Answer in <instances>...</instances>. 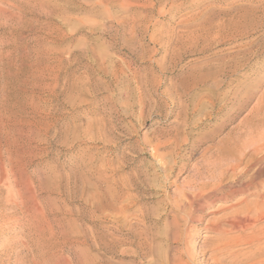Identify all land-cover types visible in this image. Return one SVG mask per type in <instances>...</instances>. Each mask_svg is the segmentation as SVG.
I'll use <instances>...</instances> for the list:
<instances>
[{
    "label": "rangeland",
    "instance_id": "obj_1",
    "mask_svg": "<svg viewBox=\"0 0 264 264\" xmlns=\"http://www.w3.org/2000/svg\"><path fill=\"white\" fill-rule=\"evenodd\" d=\"M263 107L264 0H0V264L242 262Z\"/></svg>",
    "mask_w": 264,
    "mask_h": 264
},
{
    "label": "bare ground",
    "instance_id": "obj_2",
    "mask_svg": "<svg viewBox=\"0 0 264 264\" xmlns=\"http://www.w3.org/2000/svg\"><path fill=\"white\" fill-rule=\"evenodd\" d=\"M217 72H215L216 74ZM264 108V107H263ZM255 110V109H254ZM256 111V110H255ZM252 112V111H251ZM262 112V111H261ZM252 117V116H251ZM247 122V121H246ZM256 122V121H255ZM256 124V123H255ZM236 127V126H235ZM261 127V125H260ZM263 129V128H262ZM232 131V130H231ZM257 131V130H256ZM261 136L259 137V141L256 140L255 144H252V148L249 149V152H244L242 156H238L239 152H243V145L241 147L237 146L233 147V149L228 148L225 152L233 157H237V161L235 160L234 163H223V164H217V165H211L210 167H207L204 171L205 174V180H201V175L202 173H199L198 171L196 172V179L197 181L195 182V188L197 189L196 192L186 194L188 198V203L189 205H192V201H195L197 205L200 206L199 202H202L203 199L206 198V196L203 194L204 191L206 190H214V192L218 191L220 192L221 190V183L229 176H234L236 172H234L235 168L238 166H247L249 163L255 162V164H259L264 161V136L260 132ZM255 138V137H254ZM221 141V140H220ZM225 141V140H224ZM195 143V142H194ZM225 143V142H224ZM229 143V142H228ZM227 143V144H228ZM249 143V142H248ZM197 144V143H196ZM198 145V144H197ZM196 147V146H195ZM213 147V146H212ZM211 147V148H212ZM215 147V146H214ZM220 147V146H219ZM218 147V148H219ZM225 147V146H224ZM210 148V147H209ZM223 148V146L221 147ZM225 149V148H224ZM215 150V149H214ZM224 151V150H220ZM221 153V152H220ZM219 153V154H220ZM222 154V153H221ZM224 154V153H223ZM222 154V155H223ZM213 155V154H212ZM207 158V157H206ZM217 159V158H216ZM209 162V161H208ZM212 162V161H211ZM195 164V163H194ZM203 167V166H202ZM248 167V166H247ZM247 167L242 168V173L240 172L239 177L244 176L247 173ZM252 168V167H249ZM237 170V169H236ZM254 170V169H253ZM249 171V170H248ZM264 171L263 167H258L256 170L254 176L258 177L261 172ZM238 172V170H237ZM181 173V172H180ZM253 175V174H252ZM232 176V178H233ZM236 176V175H235ZM238 176V175H237ZM237 176L235 178H237ZM234 179V178H233ZM251 179V178H250ZM253 179V176H252ZM251 179V180H252ZM226 180V182H227ZM232 180V179H231ZM246 181V180H245ZM250 181V180H249ZM246 184H248V182ZM258 181V180H257ZM236 182V181H235ZM224 183V182H223ZM241 183V182H240ZM227 184V183H226ZM229 184V183H228ZM233 184V183H232ZM235 184V183H234ZM254 184V182H253ZM239 185V184H238ZM251 187V184H248L247 186H243L242 188L240 187L238 190H234L231 192H227L228 194L225 196L220 197V201H225L235 195H240L245 193V191L249 190ZM228 188V187H227ZM184 190V189H183ZM263 191V190H262ZM189 192V191H188ZM183 193V192H182ZM185 193V192H184ZM218 194V193H217ZM211 195V194H210ZM264 197V195H263ZM258 198V197H257ZM245 199V198H244ZM243 199V200H244ZM260 199V198H258ZM263 199V198H262ZM219 200V199H218ZM237 200V199H236ZM254 201V200H253ZM186 202V201H185ZM186 204V203H185ZM222 206V205H221ZM202 207V206H201ZM227 208V207H226ZM193 209V208H192ZM227 209H233L234 216L237 217V220H234L230 225L232 228H239L241 232H244L246 230H250L254 228L257 224L259 223H264V202L256 201L255 202H249V201H242L235 203L231 206H229ZM195 210V209H194ZM186 211V210H184ZM191 211V210H190ZM193 211V210H192ZM198 211V210H197ZM195 213V211H194ZM220 213V212H219ZM232 213V214H233ZM188 214V212H187ZM184 215V214H183ZM192 215V214H191ZM194 215V214H193ZM231 216V215H230ZM193 217V216H192ZM229 217V216H228ZM200 216L198 217V219ZM227 219V218H226ZM200 220V219H199ZM190 221V220H189ZM196 221V220H195ZM210 221V220H209ZM226 223V222H225ZM208 226V225H207ZM206 228V227H205ZM224 229V228H223ZM230 229V228H229ZM258 229V228H257ZM214 230V229H213ZM216 230V229H215ZM239 231V230H238ZM226 232V231H225ZM217 233V232H215ZM245 234V233H244ZM226 235V234H225ZM254 235V234H251ZM179 236V235H178ZM246 237H248L246 235ZM214 238V237H213ZM216 238V237H215ZM220 238H218L219 240ZM230 239V238H228ZM227 238L224 240H228ZM243 239V237H242ZM181 240V239H179ZM223 240V238H222ZM233 240V239H232ZM244 243H246L248 246V251L243 254L242 262H237L238 255H234L229 248H222L221 245L219 244L218 247L213 249V253H215L216 256H222V255H227L228 258V264H264V227H260L258 230V234L254 238H246L243 240ZM229 242V241H228ZM237 242V241H236ZM215 243V241H214ZM235 243V242H234ZM210 244V243H209ZM213 244V243H212ZM218 244V242H217ZM232 246V245H231ZM246 247V248H247ZM211 248V247H209ZM226 248V249H225ZM192 249V248H191ZM205 249V248H204ZM208 249V248H207ZM183 250V249H182ZM242 250V249H241ZM189 252V251H188ZM211 252V251H210ZM212 253V252H211ZM192 254V253H191ZM206 254V253H205ZM210 254V253H209ZM180 255V254H179ZM211 255V254H210ZM215 256V257H216ZM179 257V256H178ZM213 258V257H212ZM226 258V256H225ZM214 259V258H213ZM224 259V258H223ZM217 260V259H216ZM218 261V260H217ZM224 261V260H222ZM221 261V262H222ZM219 262V261H218ZM217 262V263H218ZM227 263V262H226ZM213 264V263H212ZM223 264V263H222Z\"/></svg>",
    "mask_w": 264,
    "mask_h": 264
}]
</instances>
